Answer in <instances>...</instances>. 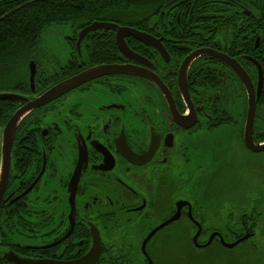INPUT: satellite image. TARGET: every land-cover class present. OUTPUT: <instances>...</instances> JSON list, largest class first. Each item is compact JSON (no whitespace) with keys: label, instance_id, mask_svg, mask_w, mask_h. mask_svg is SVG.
I'll return each mask as SVG.
<instances>
[{"label":"flooded vegetation","instance_id":"af4514ba","mask_svg":"<svg viewBox=\"0 0 264 264\" xmlns=\"http://www.w3.org/2000/svg\"><path fill=\"white\" fill-rule=\"evenodd\" d=\"M195 6L187 0L159 12L154 25L127 27L153 36L159 49L128 36L123 53L117 32L108 35L115 41L79 44L89 26L72 28L65 44L41 46L22 81L3 92L23 101H7L11 116L0 121V176L4 131L31 109L17 126L0 203V264H162L177 242L192 252L229 251L222 239L247 235L230 250L260 248L264 8L238 1L201 26L194 16L213 12ZM104 66L130 71L39 104Z\"/></svg>","mask_w":264,"mask_h":264},{"label":"trees","instance_id":"16d2710c","mask_svg":"<svg viewBox=\"0 0 264 264\" xmlns=\"http://www.w3.org/2000/svg\"><path fill=\"white\" fill-rule=\"evenodd\" d=\"M187 0H0V93L13 91L15 82L23 78L29 60L36 58L44 32L52 26L69 24L77 30L95 22L121 27L154 25L158 13L178 8ZM196 9L213 13H197L195 21L208 24L206 17L218 18L222 9L241 2L264 8V0H191ZM177 23V21H175ZM101 31V32H100ZM86 40L109 41L113 31L100 30ZM104 35V36H103ZM93 56V54H90ZM10 102L0 101V121L11 116ZM213 252L217 250H211ZM261 262V260H259Z\"/></svg>","mask_w":264,"mask_h":264},{"label":"water","instance_id":"95a60500","mask_svg":"<svg viewBox=\"0 0 264 264\" xmlns=\"http://www.w3.org/2000/svg\"><path fill=\"white\" fill-rule=\"evenodd\" d=\"M100 30L116 31L117 32V41H118L119 47L123 53H128L130 51L126 42H125V38L128 36H134L136 39L143 42L144 44H146L149 47H153L156 49L160 48V42L157 39H155L153 36H151L147 33L140 32L138 30L131 29V28H123V27H120L119 25L112 24V23H102V22H95L92 25H90L89 27H87L86 29H84L80 33L79 44L83 40H85L86 36H88L90 33L100 31ZM203 53L204 52H201L200 54H195L192 58L187 60V62L184 65L186 70H188L190 64L198 56L202 55ZM30 70H31L30 81H31L32 85H34L35 77H36V68H35L34 63H31ZM118 70L130 71V69H128V68L117 69V68L109 67V66L108 67L104 66V67L94 68L92 70L85 72L84 74L76 76V77H74L70 80H67V81L59 84L58 86L54 87L47 94L44 95V97L39 101V104H43V103H46L48 101H52L58 97H61L63 95H66V94L72 92L73 90L77 89L78 87L90 82L91 80H93L95 78H98V77H101L104 75H108V74L113 73V72H117ZM0 100L1 101H11V102H19V101L22 102L23 101L21 96L15 95V94H0ZM251 104L252 105H251V111H250V116H249V125L247 128L248 132L250 131V128L252 127L254 116H255V110H256L255 109V100H254V102H251ZM29 109H31V108H24V109L20 110L19 112H17L15 114V116L9 121V123H8V125L4 131V134H3V139L1 142V152L3 155V164H2L1 176H0V203H1L3 193L6 189V186H7L8 180H9V176H10L11 154H12L11 151H12V146H13V141H14V137L16 134L17 126H18L19 122L21 121V119L24 117V115L28 112ZM247 137L249 139H251L250 135H247ZM248 144H249V141H248ZM257 151H264V146L258 147ZM178 218H179V214H177V216H175L169 222L160 226L157 229V231L159 229L167 226L168 224L172 223L173 221H176ZM153 234H154V232L149 236L147 241L153 236ZM214 237L215 236H213L210 239L209 243L206 246L199 247V248L208 247L212 243ZM249 238H250V235H247L243 239H241V240H239L233 244H228L222 239V243L225 246V248L233 249L237 245L242 243L243 241L248 240ZM194 242L197 244V237L195 238ZM99 254H100V251L97 254L96 258L99 257ZM88 259H86V260H88ZM86 260H84V261H86Z\"/></svg>","mask_w":264,"mask_h":264},{"label":"rangeland","instance_id":"374dc122","mask_svg":"<svg viewBox=\"0 0 264 264\" xmlns=\"http://www.w3.org/2000/svg\"><path fill=\"white\" fill-rule=\"evenodd\" d=\"M71 32L72 26L69 24L52 26L42 35L40 45L65 44ZM27 68L29 69L28 65L25 69ZM259 233L263 235L260 248H251L249 244L233 251L219 249L215 252L211 250L192 252L187 249L190 246L189 242H177V251L172 256H162V264H264V229ZM180 245H184V248L182 249Z\"/></svg>","mask_w":264,"mask_h":264}]
</instances>
